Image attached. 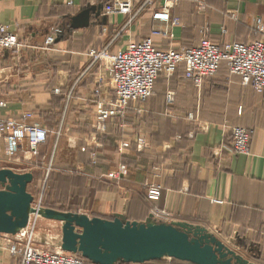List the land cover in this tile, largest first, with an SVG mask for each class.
<instances>
[{
    "label": "crops",
    "instance_id": "1",
    "mask_svg": "<svg viewBox=\"0 0 264 264\" xmlns=\"http://www.w3.org/2000/svg\"><path fill=\"white\" fill-rule=\"evenodd\" d=\"M200 2L202 7L195 0L183 2L171 12L176 20L173 38L153 37L159 48H193L203 30L216 43L259 39L252 27L255 18L264 23V0ZM99 6L94 0H0V24L20 42L19 49L0 53V68L14 67L10 74L0 75V99L7 104L0 118L19 119L32 112L34 121L48 129L37 163H49L62 174L61 182L68 181V187L56 186L70 195L66 203L80 205V189L86 190L84 204L95 216L111 220L122 215L137 223H144L157 208L170 213L171 222L204 227L217 238L223 236V242L262 258L264 92L242 85L225 68L197 89L178 69L169 78L160 76L153 95L141 105L131 104L124 117L109 123L104 135H94L95 90L101 89L109 103L114 93L108 88L105 64L93 62L88 51L114 53L164 28L152 20L151 10L140 11V3L126 17H108L101 10L98 16L90 14L89 27L70 28L72 17ZM57 25L65 28V36L46 48L44 38ZM168 93H173L171 103ZM234 126L252 131L248 155L231 152L229 133ZM138 139L144 141L141 147ZM124 140L129 147L119 149ZM96 142L98 158L91 164L81 149ZM20 159L19 163L32 164L35 158L29 160L24 152ZM120 165L127 171L118 184L106 179L107 172ZM151 183L162 186L157 201L147 199ZM0 264L19 263L1 248ZM157 264L188 263L163 259Z\"/></svg>",
    "mask_w": 264,
    "mask_h": 264
},
{
    "label": "built area",
    "instance_id": "2",
    "mask_svg": "<svg viewBox=\"0 0 264 264\" xmlns=\"http://www.w3.org/2000/svg\"><path fill=\"white\" fill-rule=\"evenodd\" d=\"M94 0V4L102 7L103 14L108 17L130 15L136 4L140 3L141 10H151L152 20L165 25L163 31H151L163 40H171L172 27L176 20H172L171 12L185 0ZM195 2L202 7L200 0ZM158 3V4H157ZM253 31L259 39L249 44L235 42L216 43L207 35L201 37L198 44L190 49H161L152 37H146L138 42H129L125 47L111 53L106 49H90L87 53L93 62L104 63L108 75V88L114 93V99L109 103L101 96V89L95 90L97 99L93 101V132L94 135H104L109 123L124 117L131 104L141 105L154 92L156 80L160 76L171 77L178 69H182L183 77L195 88H200L204 81L213 78L222 67L230 76H236L244 86L251 87L257 94L264 92V23L255 18ZM205 33V32H204ZM61 28L53 27L44 38V46L50 48L61 37ZM20 48L16 33L0 24V53L14 51ZM13 67L0 68V75L10 74ZM102 79V77H100ZM58 92L57 90L55 91ZM99 96V97H98ZM167 102H173V93H168ZM7 104L0 99V110L6 109ZM192 119V115H189ZM49 131L34 121L32 112H25L19 119L0 118V161H20V155L26 153L28 159L37 156L38 149L45 145ZM231 152L233 154L248 155L252 131L234 126L230 128ZM138 147L144 143L137 140ZM124 140L119 149L128 148ZM100 144L94 147L86 146L81 149L88 153L89 161L95 164L98 158ZM127 171L125 165L116 170L108 171L106 179L118 184L120 177ZM162 186L158 183L148 185L147 199L157 201L161 197ZM41 205H38V210ZM149 215L155 222L171 223L170 213L154 208ZM39 216L31 214L26 229L12 236L0 234V249L17 258L19 264H85L79 254L63 252L61 240L55 247H40L32 239V220L36 223Z\"/></svg>",
    "mask_w": 264,
    "mask_h": 264
},
{
    "label": "water",
    "instance_id": "3",
    "mask_svg": "<svg viewBox=\"0 0 264 264\" xmlns=\"http://www.w3.org/2000/svg\"><path fill=\"white\" fill-rule=\"evenodd\" d=\"M102 7H89L70 19L72 30L89 27L90 14ZM59 39L56 40V42ZM30 173L0 170V234L16 235L26 229L31 214L61 224L63 252L79 254L90 264H145L173 259L188 264H254L228 248L206 228L185 222H129L122 215L113 219L51 208H32L27 192Z\"/></svg>",
    "mask_w": 264,
    "mask_h": 264
},
{
    "label": "rangeland",
    "instance_id": "4",
    "mask_svg": "<svg viewBox=\"0 0 264 264\" xmlns=\"http://www.w3.org/2000/svg\"><path fill=\"white\" fill-rule=\"evenodd\" d=\"M163 26L165 28L164 24ZM55 27L58 28L59 26L57 25ZM164 28L162 30L153 29L152 31L154 30L163 31ZM204 32L205 30H203L201 37H203L204 35H207V32L205 33ZM157 36L158 35L153 36L151 32V36L149 35L148 37L153 38ZM155 43L157 45L156 41ZM221 43H224V42L222 41ZM222 68H225V67H222ZM13 71H14V67H13ZM37 159H38V155L35 157L32 164L31 163L24 164V163H19L17 161L15 162H1L0 161V170L8 169L17 174H24V173L32 174L33 176L32 182L27 186V192L33 197L32 208L36 209L38 205H41V207H44V208H51L55 210L71 212V213H76V214H83V215L88 216L89 218L98 217L94 215L96 213L89 212L86 209V206H88L84 204V201L86 202L85 199L87 198L85 197V195L88 193L86 190L82 191V189H80V194L84 196V197H80V199L79 197L77 198L81 201L80 205L77 206L75 202L74 203L71 202L69 204L66 203L70 195H67L65 190L63 192L57 190L56 186L57 184L66 185L68 181L61 182L60 176H62V174L60 172L57 173V171H55L53 169V166L50 165L49 163L42 166L40 162L37 163ZM71 187L72 186H70V188ZM72 190L76 191V189L74 188H72ZM30 225L31 227L33 226L34 232L32 235V239L36 243L37 246L55 247L56 245H58V242L61 240V226H60L61 224L58 222L45 220L39 217L36 223L34 222V220H32ZM218 239H221L222 241H224L225 238L222 236V237H218ZM262 241L264 245V233L262 234ZM225 242L223 243L228 248L235 251L237 254L241 255L246 260L251 261V262L257 261L258 264H264V255L262 258H258L256 256L257 254L254 252L253 253L247 252L244 249H241V247L238 245L235 246V244L233 243H228V242L225 243ZM85 264H90V263L86 261ZM150 264H157V262H150Z\"/></svg>",
    "mask_w": 264,
    "mask_h": 264
},
{
    "label": "trees",
    "instance_id": "5",
    "mask_svg": "<svg viewBox=\"0 0 264 264\" xmlns=\"http://www.w3.org/2000/svg\"><path fill=\"white\" fill-rule=\"evenodd\" d=\"M187 1H189V0L182 1L181 3H183V2H187ZM181 3H180V4H181ZM180 4H179V5H180ZM179 5H178V6H179ZM178 6H177V7H178ZM60 28H61V34H62V35H61V37H59V39H61L62 37L65 36V28H64L63 26H61ZM69 31H70V30H69ZM156 262H158V261H156ZM149 263H150V262H149Z\"/></svg>",
    "mask_w": 264,
    "mask_h": 264
},
{
    "label": "bare ground",
    "instance_id": "6",
    "mask_svg": "<svg viewBox=\"0 0 264 264\" xmlns=\"http://www.w3.org/2000/svg\"><path fill=\"white\" fill-rule=\"evenodd\" d=\"M34 215V214H33ZM61 226V225H60Z\"/></svg>",
    "mask_w": 264,
    "mask_h": 264
}]
</instances>
